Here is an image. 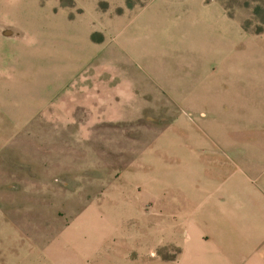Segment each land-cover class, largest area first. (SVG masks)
<instances>
[{
  "label": "rangeland",
  "instance_id": "1",
  "mask_svg": "<svg viewBox=\"0 0 264 264\" xmlns=\"http://www.w3.org/2000/svg\"><path fill=\"white\" fill-rule=\"evenodd\" d=\"M228 173L264 200V0H0V264H264L193 223Z\"/></svg>",
  "mask_w": 264,
  "mask_h": 264
},
{
  "label": "crops",
  "instance_id": "2",
  "mask_svg": "<svg viewBox=\"0 0 264 264\" xmlns=\"http://www.w3.org/2000/svg\"><path fill=\"white\" fill-rule=\"evenodd\" d=\"M237 176L239 175H230L228 173L226 179L222 181L223 185L221 186V189L219 185L215 184L212 186V189H215L216 192L211 191L209 196L202 198L197 202V204H191V214L192 217L194 216L193 223H196V229L198 231L204 232V227H202L200 223V216L207 211L215 210L214 213L209 215H217L219 218L223 217L224 225L232 224L235 228L240 230L249 229V235L253 238V241L255 240V243L259 240L264 242V200L262 198V194L256 195L254 193H250L248 196V193H245L246 195L244 197L241 193H239L241 187L254 190L259 187V185L246 182L243 186L241 183L242 181L240 182ZM211 219L212 217L208 218L207 221ZM210 229L214 231V237L216 236L220 238L221 236L225 244H231L232 241L227 238L229 237L227 230L222 228L223 231L227 233H220L218 230L219 227L216 226V223L214 222L211 223ZM202 237L204 236L200 234L199 245L191 251H200L202 253V257H200H206L212 264L233 263L229 252L222 247H218V242L216 240L213 241L212 238H208L207 236L201 239ZM211 240L212 242H210ZM253 241L251 243H253ZM248 252L249 250L246 253ZM240 253H242V251H240L239 254ZM249 263L261 264V260L260 258H252L249 260Z\"/></svg>",
  "mask_w": 264,
  "mask_h": 264
}]
</instances>
